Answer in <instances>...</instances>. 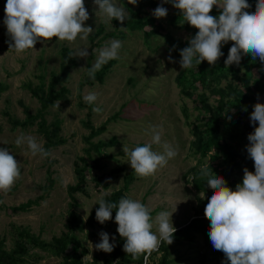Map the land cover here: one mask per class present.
I'll use <instances>...</instances> for the list:
<instances>
[{
	"label": "rangeland",
	"instance_id": "1",
	"mask_svg": "<svg viewBox=\"0 0 264 264\" xmlns=\"http://www.w3.org/2000/svg\"><path fill=\"white\" fill-rule=\"evenodd\" d=\"M140 1V0H139ZM118 5L124 6L128 11L139 9L140 17L145 20V29L153 27L155 34L144 39L141 31H129L124 23L116 20L119 27L116 29L113 21L109 24L102 23L95 15L98 6L93 0H84L85 7L90 14L86 26H91L93 32L101 28L102 32L90 41L79 37L74 42L57 41L53 37L47 43H37L34 49H28L23 53L9 50L7 29L4 25L6 0H0V82L4 84V91L0 93V148H6L9 154L20 164L21 176L14 182L11 191L7 194L0 192V239L3 240L5 249L13 247L16 239V229L37 236L39 241L50 242L52 236H60L67 232V210L72 205V210L84 221L88 213L98 204V200L107 193L121 188L123 178L131 174V181L124 192L127 198L139 200L151 209L153 221L161 211L173 212L172 222L178 228L196 215L204 216L205 207L201 203L203 193H195L190 184L192 170L200 167L210 160L212 171L217 174L221 168L222 156L215 154L214 150L199 157L191 148L193 140L191 129L201 123L202 111L195 109L192 98H187L176 86L175 77L180 70L179 60L171 49V44L187 47L188 41L194 37L198 29L191 27L186 29L181 18L175 25L170 20L179 18L173 12L174 7L167 3L168 15L157 19L152 15L154 8L139 7L127 3V0H115ZM161 5V4H160ZM213 16H218L217 6L213 7ZM125 22V21H124ZM123 27V28H122ZM123 34L120 36L117 31ZM169 38V39H168ZM119 40L122 48L119 51V59L106 70L101 83L78 87L83 79L88 66H92L97 59L98 50L107 46L110 41ZM62 47L70 49V69L68 71L65 86L68 89L67 101H56L53 106L44 112L47 124L54 119L60 121L58 135L64 138V143L50 148L51 153L47 158L37 155L33 157L27 149V145L17 146L15 140L21 134L32 135L38 142H44L43 136L36 130V126L12 127L8 122V116L22 120L24 109L34 113L38 103L24 87L29 83L32 87L39 82V78L47 81L50 73H57L60 63L59 51ZM86 47L92 53L90 60L86 58L72 57L74 52ZM222 51V49H221ZM223 52L217 63L227 59L228 53ZM171 56V60L169 57ZM242 61L247 60L248 66H240L236 76L242 80L253 95L256 102L264 104V92L254 90V81L258 73L263 72L264 63L259 58L253 59L250 55L242 56ZM175 61V62H173ZM261 69V70H260ZM245 70L250 76L243 78ZM261 72V73H262ZM215 73L214 83L209 82L212 71L206 70V82L203 85L195 82V88H187L188 91L204 96L206 102L212 107L217 105L218 96L213 93L217 88H225L227 85L243 91L241 83L236 81L231 74ZM264 83V80H261ZM95 92L97 101L84 106V95ZM59 104V107L57 105ZM93 107H100V113L94 112ZM90 111V121L94 126L99 125L110 115L116 114L115 121L107 124L106 130L99 136L92 138L107 141L114 139V144L105 149L107 157L101 158L91 152V158L96 159L94 166L92 160L86 161L91 168L85 170L84 193L74 192L68 197L66 187L74 185V162L79 156H83V148L86 147L82 137L88 132L82 126L85 112ZM244 115L236 125L229 124L230 129L239 134L244 128ZM150 126L162 128V143H169L177 149L178 155L170 159L168 164L159 168L154 175L148 177L138 176L128 162V156L123 152V147L129 150L138 146L151 143ZM258 127V122L254 125ZM253 127V131H254ZM252 131V132H253ZM220 133L224 134L223 131ZM245 137L237 142L238 151L244 148ZM152 149L162 152L160 145L153 144ZM81 166V164H78ZM254 167V162L249 158L247 168ZM98 177L105 185L94 186L93 178ZM243 173L235 171L229 176V188L235 190L238 183H242ZM51 181V184H50ZM205 197V194H204ZM27 200L33 201L25 211L11 212L10 207ZM177 204V205H176ZM153 232L156 231L154 224ZM109 234V242L112 243L114 222L105 221V228L94 226L84 227L81 231H75L73 240L86 250L81 260L93 261L101 264L102 258L109 253L97 251L95 245L101 242L100 233ZM205 239L196 234L191 242L181 241L170 245L168 257L170 264H216L209 255L204 245ZM26 254L22 257L21 264H58L61 259L50 255L38 247H35L26 238L23 239ZM92 244V248L89 245ZM160 252L149 256L148 264H154L159 258ZM144 257V255H143ZM142 257V259H143ZM226 264H230L229 262Z\"/></svg>",
	"mask_w": 264,
	"mask_h": 264
},
{
	"label": "clouds",
	"instance_id": "2",
	"mask_svg": "<svg viewBox=\"0 0 264 264\" xmlns=\"http://www.w3.org/2000/svg\"><path fill=\"white\" fill-rule=\"evenodd\" d=\"M138 2L127 0L128 4L134 6ZM93 3L98 6L95 15L102 23L118 20L123 24L128 18L129 11L115 0H93ZM163 3H171L187 24L198 29L195 36L189 39V46L180 50L181 69L192 68L194 60L198 65L207 61L210 66H215L224 55L221 51L223 44L229 41L233 44L224 61L225 66H238L244 55H250L253 59L258 57L264 63V0H257L254 11H249L251 5L248 0H163ZM163 3L152 12L157 19L168 15ZM214 6L219 10L218 17L210 15ZM89 18L84 0H6L3 23L10 37L9 50L23 53L34 49L38 42L47 43L53 37L60 42H74L78 37L86 40L93 32L91 26L85 25ZM121 48V41L112 40L99 49L97 59L88 69V77L95 79V73L104 64L119 59ZM88 55V49L82 47L72 57L86 58ZM83 99L92 105L98 95L89 92ZM92 110L96 113L102 111L100 107H93ZM250 122L253 125L258 122V127H254V131L248 135L249 144L246 145L255 171L245 167L242 183H238L235 190L227 186L222 176L212 171L210 160L199 169L200 176L207 178V187L213 190L204 209V215L210 221L209 239L213 248L222 251L230 264H264V104L257 102L253 105ZM162 131V128L150 126L151 143L132 150L123 147L131 168L138 176L154 175L178 155L171 144L161 142ZM15 144L18 147L26 144L33 157L39 155L47 158L51 155L43 148L42 142L32 135L21 134ZM153 144L160 145L163 151H154ZM20 176V164L8 149L0 148V192H10ZM201 198H204V193ZM98 204L95 216L101 224L112 219V212L116 209L117 232L125 239L123 251L132 259H139L143 254L144 264H148L149 256L158 251L162 243H173L177 229L171 217L176 206L173 212H159L153 221L151 209L139 200L121 198L117 204L106 202L101 197ZM154 224L155 232L152 231ZM100 237L101 242L95 245V249L111 253L115 245L109 242V234L101 232ZM89 245L92 248V244Z\"/></svg>",
	"mask_w": 264,
	"mask_h": 264
},
{
	"label": "trees",
	"instance_id": "3",
	"mask_svg": "<svg viewBox=\"0 0 264 264\" xmlns=\"http://www.w3.org/2000/svg\"><path fill=\"white\" fill-rule=\"evenodd\" d=\"M248 2L251 5L249 11H254L257 0H248ZM162 3L163 0H140L139 7L154 8ZM166 5L167 3H163V6ZM138 12L139 9L132 11L129 10V15L127 20L124 22V27L129 31H141L143 38L146 39L150 35L155 34L156 31L152 29L153 27H149L147 29L144 28L146 26L145 20L140 17ZM173 12L179 16L177 19L173 18L170 20L171 24L175 25L183 17L178 9L174 8ZM210 15H213L212 11L210 12ZM113 23L117 29L119 25L116 23V20H113ZM182 25L186 29L192 27L187 24L186 21H183ZM101 32L102 29L100 27L97 28L91 34L90 41L92 42V40H94ZM117 33L120 36L123 35L120 30H118ZM232 44V41L223 44L221 48L222 51L228 53ZM183 48L185 47L179 48L176 43L171 44V49L176 56L180 57L179 53ZM70 52V49L66 47H62L60 49L59 70L57 73H50L46 82L39 78V82L33 87L29 83L24 84V87L28 90L29 94L35 98L38 103V108L34 111V113H29L26 109H24V118L22 120H16L9 116L7 117L8 122L12 127H26L35 125L36 130L43 136L44 142L42 146L48 151L50 148H55L56 146L64 143V138L58 135L60 131V121L58 119H54L52 122L47 124L44 119V112L48 107L53 106L56 101H67L68 89L66 88L65 83L71 63ZM92 56L93 55L90 52L87 56V59L90 60ZM224 61L225 60H220V62L216 63L215 66H210L207 61H204L198 65L194 60L192 68H180L175 77V83L176 86L179 87V91L183 94V96L189 99L192 98V101L195 103V109H199L203 113L201 116V123L194 125L191 129V134L193 137L191 142L192 152L194 154H198V156L201 158L206 156L211 149H215L214 155H212V157H214L217 153L222 156V161L220 164L221 168H219L216 175L222 176L226 180L227 186L229 187L230 174L235 171L243 173V169L248 165L250 157L248 156L246 150V145L249 144L247 137L250 133H252L254 127V125L250 122V114L253 111V105L257 102L255 101L253 95L249 93V89L246 84L236 76L241 65L245 67L248 66L247 60H241L238 66L234 64L228 67L225 66ZM113 63L114 59L104 64L101 69L95 73V79H90L88 77L87 72L91 67L88 66L83 79L78 83V87L83 85L90 86L94 82L101 83L106 70ZM207 68H209V71H212V78L209 82H216V79L213 77V75H216L215 73L221 74L223 71H225L224 75L230 73L236 81L241 83L242 87H244L243 91L234 89L229 85H227L225 88L215 89L213 93L218 96L217 105L212 107L206 102L204 96L201 94H195L192 97L193 92L188 91L187 88H195V86H193L195 82H198L204 86L205 82L207 81ZM261 72L258 73V76L255 78L253 84L254 90H257L258 92H264V83H261V80H264V75H262L263 72ZM249 76L250 72L245 70L243 73V78L246 79ZM4 89V84L0 82V93L3 92ZM84 106L88 108L87 103H84ZM245 109L247 110L245 111ZM244 115H246L244 128L239 134L234 133L230 129L229 124L236 125ZM115 116L116 114L110 115L99 125L94 126L90 121V111L87 110L85 112V119L82 122V126L87 129L88 132L82 137V141L85 143L86 147L83 148L84 155L79 156L77 160H75L76 162H74V174L76 177V182L74 185H69L66 187L68 197L71 198V195L74 192L84 193L83 186L85 184V170L91 168L86 159L90 158L93 162L92 164L94 166L97 165L96 159L91 158L90 153L93 152L96 157H107L105 149L114 144V139L110 138L107 141L96 140L95 142H91V139L102 134L106 130L107 124L109 122L115 121ZM220 131H223L224 134L220 133ZM242 136L245 137V141L244 148L240 152L237 149V142L241 140ZM78 164H81V166ZM248 170L252 172L255 171L254 167H251ZM191 173L190 184L192 189L195 193L205 194L204 199L201 201L205 207L206 203L208 202V198H210L212 195L213 190L207 187V178L201 177L199 170H192ZM131 180V174L126 175L123 178L121 188L104 194L102 196L103 199L106 202L118 204L121 198H127L124 192L127 190V186ZM93 181L94 186L100 185L105 187L98 177H94ZM32 204H34L33 201L27 200L17 204L16 206L10 207L9 210L11 212L25 211ZM98 208L99 204L93 207L88 213L86 219L82 221L80 217L72 210V205H68L66 223V228L68 231L61 233L60 236H52L50 242L39 241L37 236H32L27 232L16 229V239L13 241V247L11 249H5L3 240L0 239V264H21L23 262L22 257L27 251L23 242L24 238L32 243L33 246L47 251L52 256L59 257L61 261L58 264H83L81 258L86 254V250L74 242L73 234L75 231L83 230L84 227L93 228L96 226L99 228H105V222L104 224H101L96 220L95 214ZM115 215L116 209L113 210L112 219H110L114 222V232L111 236L112 243L115 245L114 250L109 253L107 257L102 258L101 264H141L143 254L139 259L134 260L130 255H127L123 251L125 239L120 237L119 233L117 232L118 224L115 222ZM209 227L210 221L205 217V215H196V217L191 218L188 222L176 228L177 231L173 235V243L171 245L181 241L191 242L196 234H200L205 239L204 245L208 249L210 258L216 264H226L228 261L226 260L224 253L222 251L215 250L211 244L208 235ZM113 237L115 239H113ZM169 246L170 245H167L166 243L161 244L158 250L160 252L159 258L154 264H170V259L168 257ZM92 260L93 262H96L94 257Z\"/></svg>",
	"mask_w": 264,
	"mask_h": 264
},
{
	"label": "water",
	"instance_id": "4",
	"mask_svg": "<svg viewBox=\"0 0 264 264\" xmlns=\"http://www.w3.org/2000/svg\"><path fill=\"white\" fill-rule=\"evenodd\" d=\"M83 264H97V263H95L93 261L86 260V261L83 262Z\"/></svg>",
	"mask_w": 264,
	"mask_h": 264
},
{
	"label": "built area",
	"instance_id": "5",
	"mask_svg": "<svg viewBox=\"0 0 264 264\" xmlns=\"http://www.w3.org/2000/svg\"><path fill=\"white\" fill-rule=\"evenodd\" d=\"M149 259V258H148ZM141 264H144V257H143V259H142V263Z\"/></svg>",
	"mask_w": 264,
	"mask_h": 264
}]
</instances>
